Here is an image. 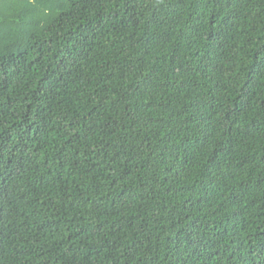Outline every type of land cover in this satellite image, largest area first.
<instances>
[{
  "label": "trees",
  "instance_id": "trees-1",
  "mask_svg": "<svg viewBox=\"0 0 264 264\" xmlns=\"http://www.w3.org/2000/svg\"><path fill=\"white\" fill-rule=\"evenodd\" d=\"M0 264H264V0H0Z\"/></svg>",
  "mask_w": 264,
  "mask_h": 264
}]
</instances>
